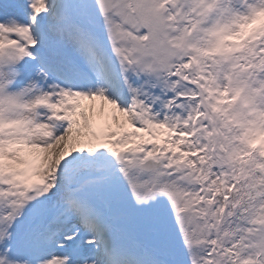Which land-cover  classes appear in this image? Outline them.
Masks as SVG:
<instances>
[{
    "label": "snow or ice",
    "instance_id": "6c2138e0",
    "mask_svg": "<svg viewBox=\"0 0 264 264\" xmlns=\"http://www.w3.org/2000/svg\"><path fill=\"white\" fill-rule=\"evenodd\" d=\"M0 264H264V0H0Z\"/></svg>",
    "mask_w": 264,
    "mask_h": 264
}]
</instances>
